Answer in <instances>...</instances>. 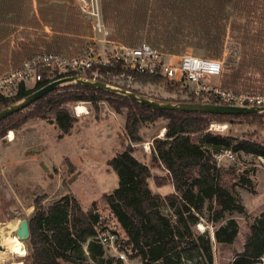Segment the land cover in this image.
Masks as SVG:
<instances>
[{"label":"rangeland","instance_id":"obj_1","mask_svg":"<svg viewBox=\"0 0 264 264\" xmlns=\"http://www.w3.org/2000/svg\"><path fill=\"white\" fill-rule=\"evenodd\" d=\"M102 6L111 40L106 42L103 34L94 33L91 21L80 14L72 0H0V74L40 51L81 54L91 45L104 48L146 41L169 59L178 60L187 51L218 59L223 62V72L212 79L213 84L264 93V0H102ZM60 8H64V21ZM240 72L243 77L237 82L236 74ZM151 83L152 88L139 91L140 95L165 102L199 101L190 97L185 85L164 79ZM171 98L175 101L168 100ZM77 103L69 105L74 115L73 106ZM85 103L89 113L76 115L78 120L68 134L53 119L35 118L14 122L6 133L13 131L14 140L0 139V234L8 221L30 218L37 197L49 206L69 194L77 197L84 210L97 202L103 221L100 232L115 230L123 243L125 232L103 202V196L119 185L110 159L130 144L134 155L150 167L152 191L162 196L174 191L168 170L153 158L155 140L165 137L161 132L163 128L166 132L168 119L160 117L143 124L142 141L136 143L125 131L127 110L118 113L106 100L98 106ZM30 111L25 109L17 117ZM208 130L264 143V118L243 119L234 124L214 121ZM233 152L235 158H225L220 166L233 172V181L249 177L255 191L237 186L249 217L234 214L240 225L239 235L233 244L217 249L215 264H229L235 251H243L250 224L264 213V158ZM208 217L209 211L205 210L200 222L203 227L198 223L196 228L208 231L213 238L215 228ZM87 246L88 243L83 244L86 256ZM1 249L0 246V252ZM12 256L0 259V264L14 260L26 264L28 251L23 257ZM111 259L112 264L118 262L115 252L106 250L105 260ZM262 261L259 264H264V258ZM88 263L99 264L90 258ZM122 264L142 262L126 253Z\"/></svg>","mask_w":264,"mask_h":264},{"label":"trees","instance_id":"obj_2","mask_svg":"<svg viewBox=\"0 0 264 264\" xmlns=\"http://www.w3.org/2000/svg\"><path fill=\"white\" fill-rule=\"evenodd\" d=\"M58 11L63 17L64 8ZM138 77L143 83L163 80L159 75L138 74ZM242 77L241 72L236 74L237 82ZM30 93L22 89L4 106ZM103 100L118 113L127 110L125 131L136 143L142 141L140 128L143 124L160 117L168 119L165 137L155 140L153 158L168 170L174 191L166 196L152 191L150 167L134 155L131 144L109 161L119 177V185L104 194L103 202L125 232L122 244L127 255L139 258L142 264H215L217 249L233 244L239 235L240 225L234 214L249 217L237 186L252 191L255 188L249 177L241 176L240 181H233V172L218 166L214 153L232 149L264 158V143L216 133L208 128L214 121L234 124L243 119L261 120L264 112L203 113L160 109L123 94L84 84H69L2 119L0 139L15 121L25 123L35 118L53 119L60 130L68 134L78 120L71 112V103L85 101L98 106ZM4 106L0 105V110ZM25 109L31 110L30 113L17 117ZM205 210L209 211L208 221L215 228V240L208 231L200 232L196 228ZM29 220L31 236L26 264H91L89 258L99 264H112V259L105 260L106 249L96 239L103 223L97 202L84 210L77 197L69 194L49 206L37 197ZM84 243H88L87 256L83 251ZM263 257L264 213L250 224L243 251H235L229 264H258L263 262ZM116 261V264L123 263L120 258Z\"/></svg>","mask_w":264,"mask_h":264},{"label":"built area","instance_id":"obj_3","mask_svg":"<svg viewBox=\"0 0 264 264\" xmlns=\"http://www.w3.org/2000/svg\"><path fill=\"white\" fill-rule=\"evenodd\" d=\"M72 2L80 14L91 21L94 33L103 34L104 42L110 40L103 21L102 0ZM92 39L95 41L97 37ZM222 72L223 62L218 59L190 51L185 52L178 60L169 59L160 49L146 41L138 45L119 44L104 48L91 45L88 51L81 54L45 50L29 56L17 67L0 74V105L4 106L8 99L15 97L22 89L33 92L48 83L71 75L104 81L134 92L150 90L152 83H143L138 77V74H141L159 75L164 80L185 85L189 88L190 97L199 101L213 102L211 100L214 99V103L264 107V93L241 92L213 84L212 79L220 77ZM79 106L85 107L86 111L80 112ZM73 109L77 116L89 113L84 101L75 104ZM212 128H216V125ZM165 129L161 132L162 136ZM10 132L5 136L8 141L15 139ZM214 157L220 166L225 158L233 160L235 154L232 150L225 149L215 153ZM96 239L106 250L115 252L117 258H126L117 231L99 232Z\"/></svg>","mask_w":264,"mask_h":264},{"label":"water","instance_id":"obj_4","mask_svg":"<svg viewBox=\"0 0 264 264\" xmlns=\"http://www.w3.org/2000/svg\"><path fill=\"white\" fill-rule=\"evenodd\" d=\"M84 84L95 88L104 89L107 91H111L118 94H123L128 97H131L134 100H137L143 104L149 105L154 108L160 109H175L181 111H188V112H203V113H263L264 107H247V106H236V105H229L223 103H214V102H165L154 100L148 98L146 96L140 95L134 91L124 89L112 84H109L104 81L100 80H92L88 77L79 76V75H71L66 76L64 78L58 79L51 83L46 84L45 86L37 89L21 100H18L0 110V121L2 119L7 118L8 116L12 115L13 113L20 111L29 105L33 104L35 101L43 97L48 92L60 87L64 86V84ZM45 170H47V166L43 164ZM16 236L24 242L27 251L29 252V239L31 236L30 230V220L29 218H23L20 221V225L16 231ZM213 239L215 240V235L213 234Z\"/></svg>","mask_w":264,"mask_h":264},{"label":"bare ground","instance_id":"obj_5","mask_svg":"<svg viewBox=\"0 0 264 264\" xmlns=\"http://www.w3.org/2000/svg\"><path fill=\"white\" fill-rule=\"evenodd\" d=\"M79 111L83 113L86 111V108L83 106H79ZM10 135L15 138V134L13 131L10 132ZM4 225V230L0 234V246L2 248L0 252V259L8 260V256L12 259L14 257L12 255L18 257L25 256L27 254V248L24 242H22L16 236V231L20 225V220H11ZM199 226L203 227V224L200 223ZM11 264H22V262L14 260Z\"/></svg>","mask_w":264,"mask_h":264},{"label":"crops","instance_id":"obj_6","mask_svg":"<svg viewBox=\"0 0 264 264\" xmlns=\"http://www.w3.org/2000/svg\"><path fill=\"white\" fill-rule=\"evenodd\" d=\"M264 258V257H263Z\"/></svg>","mask_w":264,"mask_h":264}]
</instances>
